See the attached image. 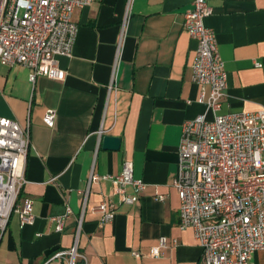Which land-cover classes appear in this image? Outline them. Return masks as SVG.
I'll return each mask as SVG.
<instances>
[{
  "label": "crops",
  "instance_id": "crops-1",
  "mask_svg": "<svg viewBox=\"0 0 264 264\" xmlns=\"http://www.w3.org/2000/svg\"><path fill=\"white\" fill-rule=\"evenodd\" d=\"M192 2L96 0L76 8L73 55L58 57L64 80L39 76L32 84L29 68L0 58V116L30 129L21 195L34 200L36 215L34 224L22 226L12 214L0 264H68V254H56L74 246L78 231L77 264H198L203 249L192 228H180L173 186L182 125L206 112L214 116L198 102L202 89L193 80L198 44L183 27ZM208 2L213 12L206 24L217 33L228 74L218 114L258 111L264 108V0ZM49 109L56 111L53 127L44 122ZM105 135L121 138L120 147L104 148ZM127 161L145 184L134 204L124 203L105 178L121 174ZM101 203L115 211L112 221L104 223L93 209ZM54 218H64L62 231ZM161 237L167 238L162 256H149ZM249 264H264V249Z\"/></svg>",
  "mask_w": 264,
  "mask_h": 264
},
{
  "label": "built area",
  "instance_id": "built-area-1",
  "mask_svg": "<svg viewBox=\"0 0 264 264\" xmlns=\"http://www.w3.org/2000/svg\"><path fill=\"white\" fill-rule=\"evenodd\" d=\"M94 1L0 0V58L10 66L29 68L32 84L39 76L64 80L66 70L59 66L58 57L73 55L78 34L74 12ZM192 5L184 14L183 27L198 44L193 80L202 89L198 102L214 116L209 119L206 112L182 125L179 168L173 181L181 201L180 228L194 230L203 249L198 264H249L253 254L264 249V108L218 114L226 97L228 74L217 33L206 24L213 10L208 0H193ZM127 19L128 14L124 29ZM119 54L120 49L111 86ZM55 119L56 111L49 109L44 122L53 127ZM29 150V127L0 116V241L12 214L19 216L22 226L36 220L34 200L21 195ZM108 177L126 204H134L145 187L135 178L131 161L125 162L121 174ZM128 185L133 186V194H128ZM93 209L102 213L104 223L115 217L106 203ZM67 213H72L70 207ZM54 219L62 231L64 218ZM82 219L83 214L79 228ZM78 238L79 231L74 246L56 256L68 254V264H77ZM166 246L167 238L161 237L148 255L160 257Z\"/></svg>",
  "mask_w": 264,
  "mask_h": 264
},
{
  "label": "water",
  "instance_id": "water-1",
  "mask_svg": "<svg viewBox=\"0 0 264 264\" xmlns=\"http://www.w3.org/2000/svg\"><path fill=\"white\" fill-rule=\"evenodd\" d=\"M121 138L113 135H105L103 137V146L107 149L116 150L120 147Z\"/></svg>",
  "mask_w": 264,
  "mask_h": 264
}]
</instances>
